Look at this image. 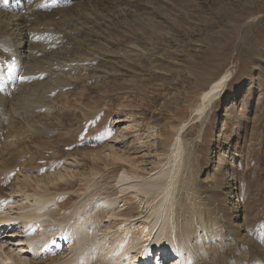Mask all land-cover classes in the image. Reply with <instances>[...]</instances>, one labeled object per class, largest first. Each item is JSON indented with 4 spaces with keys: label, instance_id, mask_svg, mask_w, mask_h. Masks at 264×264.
<instances>
[{
    "label": "bare ground",
    "instance_id": "obj_1",
    "mask_svg": "<svg viewBox=\"0 0 264 264\" xmlns=\"http://www.w3.org/2000/svg\"><path fill=\"white\" fill-rule=\"evenodd\" d=\"M175 1L0 0V232L4 231L7 223L5 215L1 214L9 209L6 208L9 203H14L10 194L20 193L23 200L37 202L38 208L20 217L23 219L21 229L29 231L31 228L36 233L33 238L18 240L19 244H29L23 248L29 249L28 254L34 258L24 260L23 264H57L71 255L79 256L75 264H136L137 261L150 264L157 253L158 264L169 257H173L170 260L173 264H229L227 260L230 259L233 264H244L245 258L252 264H264V198L256 206L254 202V209L251 210L247 183L240 181L239 185L236 181L241 169L239 166L234 168L231 163L230 174H226L225 181L218 185L221 192L218 199L210 200L202 193V181L197 180L194 171L189 177L193 180V195L183 192L178 200L175 196L177 190L189 187V182L181 176V172L185 173L187 169L179 157L185 129L191 123L200 122L198 136L201 139L204 137L203 129L211 118L210 111L230 85L232 73L225 75L219 88L204 91L190 106L188 116L179 121L180 128L173 134H167L174 139L172 148L168 150L167 163L175 154L178 161L172 170L160 167L161 170L154 175V182L139 185L147 195L143 212L133 215L127 210L121 213L112 211L109 208L116 199L127 200V196L104 195L99 203L102 219L119 228L112 243L106 242L101 246L98 242L88 249L94 242L92 238L95 236H89L93 231L92 224L96 222L92 223L94 219L88 216L86 210L75 209L71 216L62 218H57L58 214L52 210L55 204L63 210L67 201L78 198V195H68V192L76 193L83 182L98 186L113 172L121 173L118 182L139 176V168L132 163L129 169H123L124 160L114 152V164L105 168L116 165L115 171L112 168L105 173L106 169L99 165L88 171L85 169L88 165L86 159L94 157L104 162L99 152L106 150L105 143L110 139L104 125V110L111 104L102 92L112 91L118 86L128 91L132 85L140 84L139 78L146 79L148 75L151 88L165 87L170 78L167 74L158 73L169 68L180 71L179 56L184 54V47L181 46L184 39L176 21H183L184 18L183 10L169 7ZM219 4L222 6V17H216L220 21L215 23V14H209L212 22L200 33L204 37L209 31L215 32L217 27L223 31L225 23H229L227 10L232 5L228 0ZM207 9L208 6H202L193 13L205 14ZM174 11L175 18L169 24L168 12ZM249 26L250 23L246 27ZM200 41L195 42L198 44ZM169 45L173 49L171 62L165 57L169 53ZM15 55L17 60L13 62ZM144 56L148 57L147 62L143 61ZM207 85L210 89L211 84ZM104 86L107 89L103 91ZM263 86L261 83L262 106L247 129L250 135L244 156V161H248L243 164L245 172L253 169L251 162L258 165L264 162V152L261 151L253 162L254 147L251 145L257 138L256 134L264 139ZM153 101L155 105L159 103L155 98ZM151 114H146L145 120L157 123L158 119H155L154 113ZM169 123L170 120L165 119L159 126ZM19 170L36 177V188L30 182L31 178L26 176L16 192L12 191L15 187L12 181ZM124 186L135 188L132 183H124L121 187ZM125 187L122 189L126 191ZM47 217L52 218L53 226L46 225L44 218ZM196 219L207 223V228H210V234L206 233L204 241L209 245L206 252L198 248V244H192L197 232L194 226ZM210 219L218 220L219 228H212L208 223ZM72 220L74 224L71 226L69 223ZM14 221H17L16 218L11 223ZM240 225L244 233L236 235L233 230L239 231ZM162 227L164 233L160 232ZM163 234L165 242H161ZM228 234L232 239H227ZM106 236L103 237L107 239ZM35 239L39 242L35 243ZM56 239L61 242L57 244ZM238 250L241 253L244 251V257L241 258ZM3 252L0 264H21L5 250ZM44 257L46 260L41 261Z\"/></svg>",
    "mask_w": 264,
    "mask_h": 264
},
{
    "label": "rangeland",
    "instance_id": "obj_2",
    "mask_svg": "<svg viewBox=\"0 0 264 264\" xmlns=\"http://www.w3.org/2000/svg\"><path fill=\"white\" fill-rule=\"evenodd\" d=\"M223 1L224 0H176L170 3L169 7H175L176 11L183 10L184 19L180 22L176 21V26L181 27L180 34L182 35L181 38L184 39L181 46L183 45L182 47H184V54L182 55L183 57L179 56L181 60L180 71H173L171 68L167 71H159L160 73L158 74H167V77L170 78V80L165 83V87L158 86L151 88L152 83L149 75L146 79L139 78L140 84H134L135 86L132 85V88L128 89V91H125L124 88L122 89L121 86L116 87L112 91L108 89V91L106 90V85L104 86L103 91L105 89L107 92H102V95L109 101L108 104H111L105 106L104 125L111 135L109 136L110 139L105 143V146H107L106 150L99 152V157L103 158L104 162H99L98 159L94 157L87 158L86 162H88V165L85 169L91 171L94 165H99L104 168V170L106 169L105 173L112 170V168L114 170L116 165L115 167L111 166L105 168L107 165L110 166L114 164L112 163V154L114 152L124 160L122 161L123 169H129L131 166L130 163H132L139 168V176L137 178L134 177V179H127L128 181L126 182L121 180L118 182L121 173L118 175L116 172H113V174H109L107 180L105 178L98 186H94L92 183L87 185L83 182L77 189V191L80 192L79 194L77 191L76 193H67L68 195H72V193L73 195H78V198H75L73 201H67L63 210H60L58 204L54 205L52 210L58 214L57 218L71 216L73 210L80 209L81 212L86 210L88 216L95 220H93L92 223L96 222L97 224H92L94 227L91 226L93 231H91L92 233L89 236L90 238L95 236L92 238V242L93 240L94 242L88 249H91L95 244L97 245L98 242L101 246L106 242L112 243L117 237L115 234L119 228H114L110 222L106 219H102V206L101 204L99 205V203L102 202V198L109 193L117 194L116 197L126 195L127 200L120 198L116 199L117 204L115 202L109 209L117 213L127 210L133 215L143 212V207L146 206L145 201L147 195L144 188L139 187V185L150 181L154 182L156 173L159 172L161 168L172 170L178 161L176 158L178 155L175 154V157L167 163V156L170 153V151L168 153V150L172 148L174 143V139H170L167 134H171L172 132L175 133V130L180 128L179 121L188 116L189 108L196 99L204 91L210 92L214 88H219L223 82V78L228 73H232L233 79L229 82L230 85L220 99L215 103V107L210 111L211 118H208L209 120L206 121V125L203 129L205 131L204 137L201 139L198 136L200 122L191 123L185 129L184 144L179 157L181 163L184 162V167L187 169L185 173L182 170L181 176H183L186 182H189V187L181 191L177 190L175 196H178V200L183 192L189 194V196L193 195L195 191L192 185L193 180H190L189 177H191L190 175L192 171H194L195 176L197 175V180L202 181V193L210 200L211 198L218 199V195L221 193L218 185L220 182L225 181L227 177L226 174H230L232 170L231 163H233L234 168H238V166L239 169L241 168L238 170L240 172L236 171L238 172L236 181H238L239 185L240 181L248 185V200H250L249 202L252 205L251 210L254 209V202L255 206L262 202L264 198V162L262 164L259 163V165L258 163L253 164L251 162L253 169H251V171L249 169L246 172L244 171L243 167L245 166L243 164L248 163V161H244L245 153L248 150L250 135L247 129L249 130L251 126L250 121L254 114L259 111L261 108L260 106H262L261 83L264 85V0H228L232 6L229 7V11L227 10V14L229 13L228 20L230 21L227 20L229 23H225V29L222 31L220 27H217L215 32L209 31L205 37L202 36L200 34L201 31L205 30L206 27H208L207 24L212 22L209 17L210 13L215 14V23L220 21L217 20L216 17L219 19L222 17V6L219 3ZM211 5L219 10L218 14L217 9H213ZM202 6H208V12L205 14L193 13L194 10H198ZM175 14V11L168 12L169 24L174 20ZM246 22L250 23L249 27H246L249 25V23ZM153 34L156 35L154 32ZM197 40L201 41L196 44L195 41ZM172 52L173 49L169 45V53H167L165 57L167 60H170V62L173 58L171 55ZM143 61L147 62L148 57L144 56ZM208 83L211 84L210 89L209 85H207ZM162 88H166V90L163 91ZM93 97L95 96L93 95ZM154 98L159 100L157 105L154 104ZM178 105L179 109L177 108ZM175 109L177 110L175 111ZM173 111L175 112L172 113ZM150 113H152L151 115L154 113L155 119H158L157 123L145 120L144 116ZM148 116L150 117V115ZM165 119L170 120V123L159 126ZM244 121L245 123L243 124ZM243 126L246 128L244 129ZM90 133L92 132H86L85 134ZM255 137H257L256 140L251 144L254 147L252 155L253 160H255H252L253 162L258 159L260 151L264 152V139L259 138L260 134H256ZM46 147H48V144ZM125 162L126 165H124ZM78 168L80 169V167ZM58 169L60 170V167ZM12 175L13 173L10 172L9 176L12 177ZM26 176L31 178L30 182H32L33 187L36 188V177L31 174H24L19 170L18 175L15 176V179L12 181V183L14 182L15 184L14 189H12L13 192H16L17 187H20V183L23 182ZM124 183L127 185L132 183L135 185V188L128 189V186L127 188L124 186L125 189H127L125 191L122 189L124 187H121ZM176 187L178 188V183ZM21 188L23 187L21 186ZM97 193L100 195L98 194L97 196ZM99 196L101 197L99 198ZM10 197L13 198L14 203H9L6 207L9 209H5V212L1 214L2 216L5 215L4 218L7 219V223L4 231L0 232V255H3V251L5 250L16 262L23 264L22 262H24V260L31 261L34 258L28 254L30 251L29 249L23 248L26 245L29 246V244H19L18 240L33 238L36 233L35 230L31 228L28 229L29 231L22 230L21 221H23V219L20 217H22L24 213L26 214L27 212L35 210V208H38V205L36 204L37 202L31 203L28 202V200H23V195L20 193L10 194ZM79 205L82 206L80 207ZM207 205L208 204H205L206 207H208ZM220 210L222 211L223 208L220 207ZM17 217L20 219L18 220ZM15 218L17 221L11 223V220H15ZM76 219L78 218L74 220ZM44 220L47 226H53L52 218L47 217L44 218ZM74 220L69 223L71 226L74 224ZM199 221L196 219L194 223V226L197 227V232L195 234V241L193 240L192 244H198L197 247H201L202 251L206 252L209 245L204 244V241H206V233L210 234V228H207V223L204 222H201L204 227L201 226ZM208 223L213 226L212 228H219L220 225L218 220L213 219H210ZM53 228L56 227L54 226ZM122 228L124 229V226ZM163 231L164 229L162 227L160 232ZM233 232L236 235L244 233L242 225H240L239 231L233 230ZM105 235H107V239L104 238ZM134 235L132 238H134ZM161 238V242H165L163 239L164 234ZM228 238L232 239L229 234L227 236V239ZM35 240V243L39 242V239ZM52 240H54V238ZM55 241L57 244L61 242L59 239ZM183 242L185 243L186 241ZM181 244L182 242H180V247L183 249V244ZM95 253H97V251ZM238 253L241 258L244 257V251L241 253L240 250H238ZM157 255L158 253L154 255L150 264L159 263ZM78 257L79 256L73 257L71 255L57 264H75L76 261L79 260ZM186 257L188 256L186 255ZM172 258L173 257L165 258L160 263L173 264V262H170ZM35 260L37 261L38 259ZM45 260L46 257L41 261ZM249 261V259L247 260L245 258L244 264H252V262L250 261L251 263H249ZM228 262L229 264H233L232 259L229 261L227 260V263ZM140 263L144 264L142 261H137L136 264Z\"/></svg>",
    "mask_w": 264,
    "mask_h": 264
},
{
    "label": "snow or ice",
    "instance_id": "obj_3",
    "mask_svg": "<svg viewBox=\"0 0 264 264\" xmlns=\"http://www.w3.org/2000/svg\"><path fill=\"white\" fill-rule=\"evenodd\" d=\"M109 135H111V133H109Z\"/></svg>",
    "mask_w": 264,
    "mask_h": 264
}]
</instances>
